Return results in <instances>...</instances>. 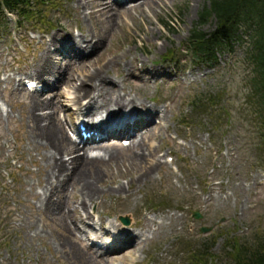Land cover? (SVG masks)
Instances as JSON below:
<instances>
[{
	"label": "rangeland",
	"instance_id": "rangeland-1",
	"mask_svg": "<svg viewBox=\"0 0 264 264\" xmlns=\"http://www.w3.org/2000/svg\"><path fill=\"white\" fill-rule=\"evenodd\" d=\"M142 1L149 0H116L108 14L92 18L94 0H55L41 17L43 22L19 27L13 23L15 17L6 14L8 29L0 32V264H86L75 257L76 251L89 264H186L188 254L180 243L189 241L191 248H197L204 239L209 240L208 246L216 242L208 252L218 259H208L206 264H226L227 254L222 251L226 238L249 241L264 235V170L255 161V147L242 121L247 92L243 46L237 43L231 52L222 50L212 70L195 65L189 56H182L184 41L207 0H165L159 6L142 5ZM214 26L212 20L204 30ZM91 28L105 34L97 52L84 57L81 65V60L72 59L59 84L41 83L34 70L42 44L54 36L57 42L60 36L81 40ZM165 52H175L178 58L163 60ZM109 61L115 63L105 73L116 82V90L121 92L123 87L131 98L159 112L145 129H139L146 132L144 141L149 146L145 159L157 167L151 173L153 179L138 181L144 163L128 158L136 151L132 137L114 140L124 163L102 165L108 171L96 187L103 193L97 191L99 199L88 203L86 211L79 210L81 220L72 216V231L62 216L53 215L45 201L41 204L35 198L45 184L41 159L46 149L28 141L30 97L39 95L57 107L54 119L70 139L71 111L86 96L78 97L73 89L80 84L77 75L74 80L67 77L80 74L84 64L93 69ZM23 78L40 82L44 89L28 92ZM216 91L222 93L231 116L228 123L226 117L221 120L227 130L213 133L205 116L195 120L196 126L182 125L195 95ZM44 111L51 113L52 106ZM135 114L140 116L138 111ZM120 139H129L130 145L120 146ZM70 182L65 177L62 205L75 204L73 194L85 191L83 182L71 186ZM118 186L129 195L117 194ZM195 212L201 215L199 219ZM121 216L129 219L128 225L120 222ZM202 227L211 229L201 233ZM120 229L133 237L122 249L118 247L126 233L121 236Z\"/></svg>",
	"mask_w": 264,
	"mask_h": 264
},
{
	"label": "bare ground",
	"instance_id": "bare-ground-1",
	"mask_svg": "<svg viewBox=\"0 0 264 264\" xmlns=\"http://www.w3.org/2000/svg\"><path fill=\"white\" fill-rule=\"evenodd\" d=\"M94 1L95 6L92 7V11L89 14L92 18H96L98 15L108 14L114 9L113 6L117 4L116 0ZM164 1L149 0L142 1L141 4L151 6L157 4L159 6ZM81 5L82 3L78 2V6ZM139 6L136 5V7ZM60 37L59 42L56 41V37L54 36L49 43L42 44L43 48L34 70V75L47 87L57 85L64 81L65 76L68 74V68L72 66V59L77 58L81 60L79 63L81 65L84 57L97 52L100 45L106 40L105 34L102 31L98 32L93 30V28L86 31L80 38L81 40L71 36L68 38ZM52 47L54 48L53 52L51 51ZM114 63V61H109L93 69H90L84 64L80 67V69L82 68L80 74L73 73L69 75V78L67 77L68 80H74V77L77 75L76 80H79L80 84L77 87L74 86L73 89L80 95L78 97L86 96L83 99L84 101L88 100V112L84 113L86 122L89 125V131L92 130L94 133L100 135L99 139L92 137L82 144L72 141L64 133L60 122L54 119L56 106L50 101L42 100L39 95L35 94L30 97V111L28 112L30 137H28V141L36 148H40L41 145L46 149L41 159L44 172L42 182L45 184L42 186V194H35V198L41 204L45 201L48 211H51L53 215L62 216L65 225L70 227L72 231L75 229L74 226H71L72 216L75 215L74 217H78L81 220V215H78L79 210L86 211L88 209V203H93L96 199H99L97 195L102 191L96 187V183L104 181L103 175L107 174L108 171L102 165L109 164L117 166L118 162L124 163L122 161L124 157L120 155V150L114 142L109 141V138H115L119 135L133 136L132 148H135L136 151L128 158L133 162L138 161L137 163H144L143 170L137 177L138 181L146 182L153 179L151 173L157 167V164H153L151 161L147 162L145 159V154L149 146L144 141L146 132L139 131L143 126L142 121L134 118V116L128 117L129 120L126 121L128 118L123 116V120H121L123 123L117 127L114 125V122L118 123L117 119H120L119 117L122 116L127 108L132 111L129 115H135V111H138L142 118L143 116L153 118L157 115L154 108L144 106L142 101L131 98L130 94L124 91L123 87L121 88V92L116 90L118 87L116 82L108 78L105 73ZM142 72L147 71L146 69H142ZM87 83H91L92 87H87ZM83 100L79 104H82ZM50 106H52V112H45L44 109L46 110ZM139 107H143L142 112L139 111ZM71 112L83 114L81 107ZM143 120L145 125L150 122L148 119ZM137 138L140 139L134 143V140ZM147 138L150 140V137ZM151 138H153L152 135ZM105 139L108 142H105ZM93 152L97 153L93 155ZM63 155L68 156V160L63 159ZM65 177L71 181L70 186L83 182L85 187L83 193L73 194L72 199L75 204L71 206L67 203L62 205L60 201L61 189H63ZM97 191L99 192L97 193ZM115 192L117 194L125 193L126 196L129 195L123 186H118ZM76 195L78 198H76ZM43 196L44 199L42 198ZM53 196L56 197L55 200H53ZM149 225L151 224L148 221L145 226L146 232L148 233L151 232ZM118 233L121 236L126 233L124 236L125 241L118 247V249H122L133 237L128 232L121 231V229ZM133 244L135 245V241ZM75 257L81 262L89 264L88 260L85 257H81L78 251H76Z\"/></svg>",
	"mask_w": 264,
	"mask_h": 264
},
{
	"label": "trees",
	"instance_id": "trees-1",
	"mask_svg": "<svg viewBox=\"0 0 264 264\" xmlns=\"http://www.w3.org/2000/svg\"><path fill=\"white\" fill-rule=\"evenodd\" d=\"M54 1L0 0V32L8 29L10 21L6 18L7 13L15 16L14 24L18 27L40 22L45 11L53 7ZM36 17L39 18L29 19ZM212 20L215 23L214 28L210 31L204 30V26ZM237 43L243 46L242 62L249 68L244 77L247 92L242 105L243 122L255 130V146L261 154L259 163L264 169V0H207L185 41L191 57L201 64L213 67L218 53L222 50L232 51L233 45ZM169 56L167 53L163 57ZM222 99V93H215L213 96L209 94L207 98L196 96L191 103L192 115L206 113L214 131L219 133L225 131L219 116L224 115L227 121L231 119L219 101ZM206 244L208 243L204 242L200 247L190 250V242L186 241L189 264L207 263L210 253L208 250L213 245ZM224 245L223 251L230 258L227 264H264V235H257L256 239L249 241L229 237Z\"/></svg>",
	"mask_w": 264,
	"mask_h": 264
},
{
	"label": "water",
	"instance_id": "water-1",
	"mask_svg": "<svg viewBox=\"0 0 264 264\" xmlns=\"http://www.w3.org/2000/svg\"><path fill=\"white\" fill-rule=\"evenodd\" d=\"M198 217V216H197ZM124 220H126V222H128V220L127 219H124ZM208 229H202V231H207Z\"/></svg>",
	"mask_w": 264,
	"mask_h": 264
}]
</instances>
